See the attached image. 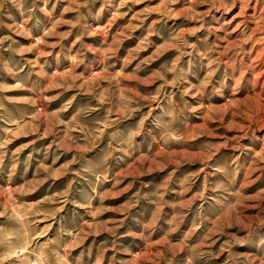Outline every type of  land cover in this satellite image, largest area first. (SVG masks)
<instances>
[{"label":"rangeland","instance_id":"rangeland-1","mask_svg":"<svg viewBox=\"0 0 264 264\" xmlns=\"http://www.w3.org/2000/svg\"><path fill=\"white\" fill-rule=\"evenodd\" d=\"M0 264H264V0H0Z\"/></svg>","mask_w":264,"mask_h":264},{"label":"bare ground","instance_id":"bare-ground-1","mask_svg":"<svg viewBox=\"0 0 264 264\" xmlns=\"http://www.w3.org/2000/svg\"><path fill=\"white\" fill-rule=\"evenodd\" d=\"M261 75V74H260ZM263 79V78H262Z\"/></svg>","mask_w":264,"mask_h":264}]
</instances>
